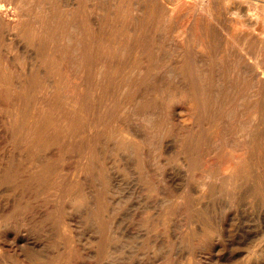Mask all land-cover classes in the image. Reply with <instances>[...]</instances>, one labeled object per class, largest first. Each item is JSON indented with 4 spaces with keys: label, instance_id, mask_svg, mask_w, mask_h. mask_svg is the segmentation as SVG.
<instances>
[{
    "label": "rangeland",
    "instance_id": "374dc122",
    "mask_svg": "<svg viewBox=\"0 0 264 264\" xmlns=\"http://www.w3.org/2000/svg\"><path fill=\"white\" fill-rule=\"evenodd\" d=\"M1 6L0 264H264V0Z\"/></svg>",
    "mask_w": 264,
    "mask_h": 264
},
{
    "label": "bare ground",
    "instance_id": "6f19581e",
    "mask_svg": "<svg viewBox=\"0 0 264 264\" xmlns=\"http://www.w3.org/2000/svg\"><path fill=\"white\" fill-rule=\"evenodd\" d=\"M205 1V0H204ZM207 2V1H206ZM4 9H5V7H0V10L2 11V12H4ZM243 47V46H242ZM256 59V58H255Z\"/></svg>",
    "mask_w": 264,
    "mask_h": 264
}]
</instances>
